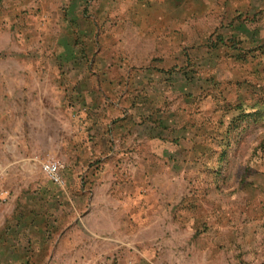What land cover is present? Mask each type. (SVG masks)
Here are the masks:
<instances>
[{
  "label": "rangeland",
  "instance_id": "rangeland-1",
  "mask_svg": "<svg viewBox=\"0 0 264 264\" xmlns=\"http://www.w3.org/2000/svg\"><path fill=\"white\" fill-rule=\"evenodd\" d=\"M0 260L264 264V0H0Z\"/></svg>",
  "mask_w": 264,
  "mask_h": 264
},
{
  "label": "built area",
  "instance_id": "built-area-1",
  "mask_svg": "<svg viewBox=\"0 0 264 264\" xmlns=\"http://www.w3.org/2000/svg\"><path fill=\"white\" fill-rule=\"evenodd\" d=\"M42 171L45 174L48 181L54 186H61L63 184L59 167L55 164L44 163L42 165Z\"/></svg>",
  "mask_w": 264,
  "mask_h": 264
},
{
  "label": "crops",
  "instance_id": "crops-1",
  "mask_svg": "<svg viewBox=\"0 0 264 264\" xmlns=\"http://www.w3.org/2000/svg\"><path fill=\"white\" fill-rule=\"evenodd\" d=\"M109 125V124H108ZM130 124L127 121H122V122H118L117 124H110L109 128L113 129V133L115 135V137L117 138V136H120L121 134L123 135V139L125 136H127L126 134L129 133L130 130Z\"/></svg>",
  "mask_w": 264,
  "mask_h": 264
},
{
  "label": "trees",
  "instance_id": "trees-1",
  "mask_svg": "<svg viewBox=\"0 0 264 264\" xmlns=\"http://www.w3.org/2000/svg\"><path fill=\"white\" fill-rule=\"evenodd\" d=\"M0 262H1V260H0Z\"/></svg>",
  "mask_w": 264,
  "mask_h": 264
}]
</instances>
